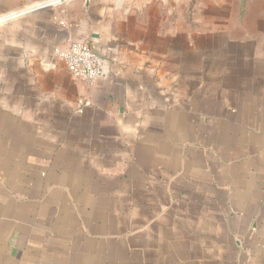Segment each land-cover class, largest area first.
I'll return each mask as SVG.
<instances>
[{"label": "crops", "instance_id": "1", "mask_svg": "<svg viewBox=\"0 0 264 264\" xmlns=\"http://www.w3.org/2000/svg\"><path fill=\"white\" fill-rule=\"evenodd\" d=\"M197 1L0 0V264H264V0Z\"/></svg>", "mask_w": 264, "mask_h": 264}, {"label": "built area", "instance_id": "2", "mask_svg": "<svg viewBox=\"0 0 264 264\" xmlns=\"http://www.w3.org/2000/svg\"><path fill=\"white\" fill-rule=\"evenodd\" d=\"M55 55L64 62L69 73L77 80L92 85L103 76L104 58L83 41H70L65 50L56 49ZM88 105L90 103L87 101L79 102L81 109Z\"/></svg>", "mask_w": 264, "mask_h": 264}, {"label": "rangeland", "instance_id": "3", "mask_svg": "<svg viewBox=\"0 0 264 264\" xmlns=\"http://www.w3.org/2000/svg\"><path fill=\"white\" fill-rule=\"evenodd\" d=\"M183 1V5H184V3H185V5H187V2H188V0H182ZM249 1H251V2H253V3H255L257 0H249ZM198 3V8L201 10L200 12H202V14H204L205 12H203V11H205V10H211L210 8H209V4H214V3H221V2H223L224 3V5L226 4V3H228V2H230V3H235V7L234 8H232L233 10H234V14H237V11H238V2H239V0H198L197 1ZM186 9H187V6L185 7Z\"/></svg>", "mask_w": 264, "mask_h": 264}]
</instances>
